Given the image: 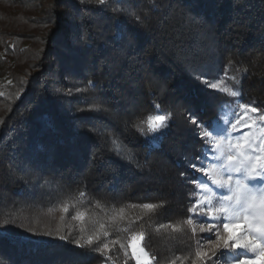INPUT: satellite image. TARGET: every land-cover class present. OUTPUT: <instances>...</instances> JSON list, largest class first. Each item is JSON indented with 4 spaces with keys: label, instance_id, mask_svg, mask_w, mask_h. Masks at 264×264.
I'll list each match as a JSON object with an SVG mask.
<instances>
[{
    "label": "trees",
    "instance_id": "obj_1",
    "mask_svg": "<svg viewBox=\"0 0 264 264\" xmlns=\"http://www.w3.org/2000/svg\"><path fill=\"white\" fill-rule=\"evenodd\" d=\"M57 2L39 74L0 122V264H112L73 241L90 217L121 215L120 227L134 223L109 240L129 248L143 231L154 263L198 264L186 220L198 179L190 164L205 142L189 117L221 116L232 98L204 80L222 75L240 79L243 103L264 108V0ZM157 114L169 115L168 126L145 135L139 129ZM146 203L163 206L150 211ZM65 204L71 216L60 210ZM37 209L59 210L64 220L52 213L43 226L28 225ZM76 211L87 213L84 221L72 219ZM26 237L44 243H14ZM173 238L180 245L165 250ZM108 256L136 264L119 244Z\"/></svg>",
    "mask_w": 264,
    "mask_h": 264
},
{
    "label": "snow or ice",
    "instance_id": "obj_2",
    "mask_svg": "<svg viewBox=\"0 0 264 264\" xmlns=\"http://www.w3.org/2000/svg\"><path fill=\"white\" fill-rule=\"evenodd\" d=\"M96 2L104 5L106 0H96ZM231 80L234 90L228 87L221 89L220 84L225 82L223 79L218 82L205 80L204 83L207 87L223 91L234 98L236 108L228 111L230 102L221 105L220 111L223 115L211 122L202 123L196 119L195 114L189 117L191 123L196 125L198 133L202 134L205 147L201 156L196 158L197 162L190 164V167L202 173V178L193 181L197 185V191L194 197L195 202L188 209L193 215L186 220V223L191 227L193 236L197 234V230L215 235L214 240L210 238L206 240V249L203 247L205 238L201 237L197 241L198 248L203 249L195 253L201 264H264V108L259 105L240 103L238 98L241 96V81L236 76L231 77ZM91 83L89 81V84ZM159 107L156 105L157 109ZM97 110H100L99 106ZM168 122V114L149 115L146 117L147 127H141L139 130L145 135L159 132L160 129L168 126ZM254 127L259 130V135L252 131ZM244 128L249 131L241 132L240 130ZM84 196L85 193L80 192L76 203L84 206L82 199ZM162 206V203L141 205L150 211ZM60 210L68 213L70 209L65 204ZM120 212L122 213L123 209H120ZM86 216L85 211H76L72 219L84 221ZM60 220L63 221L64 216H61ZM122 220V215L112 216L110 221L105 223L92 216L89 218L91 227L80 228L81 235L73 242L77 247L99 252L106 261L115 264L108 256L110 245L114 248L119 244L120 248L125 250V257H127V250L118 238L111 240L108 238L112 232L130 231L131 224L134 223L129 222L127 228H122L119 223ZM27 231L34 235L52 236L54 234L51 228L40 232L29 227ZM60 231V227L55 229L56 236L60 240L68 239V235H61ZM86 231L90 234L85 236L83 233ZM173 231H179V228L173 226ZM137 236L141 241L145 238L144 232L141 231L134 234L132 240L135 241ZM14 243L42 244L44 242L33 241L26 237ZM129 246L133 248L132 254L136 264H151L149 253L145 250L147 245L139 248V254L134 243ZM172 264L175 262L173 261Z\"/></svg>",
    "mask_w": 264,
    "mask_h": 264
},
{
    "label": "rangeland",
    "instance_id": "obj_3",
    "mask_svg": "<svg viewBox=\"0 0 264 264\" xmlns=\"http://www.w3.org/2000/svg\"><path fill=\"white\" fill-rule=\"evenodd\" d=\"M55 2L58 3L57 0H0V93H2V95H0V122H2L9 114L18 99L25 96L26 90L24 89V83L27 79H30V74H39L40 65L42 63L41 58H43L42 53L47 48V39H49L51 31L56 27L52 16ZM62 77L63 74L60 79H62ZM231 77L233 76L222 75L212 79L211 82H218L223 79L225 82L220 84V88L228 87L229 89H233V81L231 80ZM14 79L15 82L13 83ZM9 81L11 83H9ZM238 99L240 103H243L240 97ZM236 107V100L232 98L230 101V108L227 110L230 111L231 108ZM222 115L223 113H221V116ZM240 131L247 132L249 129L244 128ZM252 131L257 135L260 134L259 130L255 127ZM237 135H239V133H237ZM200 136L202 138V134H200ZM197 173V180H199L202 178V173ZM195 186L197 189L196 184ZM31 213L33 216L29 219L28 225H34L33 227L43 226L47 222L49 215L52 213V215L55 216V219H58L61 214H63L59 210L40 212L39 209L32 211ZM66 214L70 215L69 213ZM192 215L193 214L191 213L190 216ZM25 219L28 218L24 217L23 221ZM186 228L191 232V227L189 225H187ZM201 237L205 238V244L203 246L205 249L207 247L206 240L208 238L215 239L213 233H201L197 230V234L194 236L196 252L198 250H203L197 246V241ZM180 242L181 241L173 238L167 242L165 241L163 247L165 250L169 251L180 245ZM133 243L136 245L137 254H139V248L144 246L142 241L139 240L137 236L135 241L131 240L130 244ZM125 249L127 250V257L130 258L133 253V248L127 247ZM141 258L143 259V257ZM187 260L184 261L186 262ZM200 263L201 261L198 259V264ZM151 264L158 263H154L151 260ZM190 264H196V259H191Z\"/></svg>",
    "mask_w": 264,
    "mask_h": 264
}]
</instances>
